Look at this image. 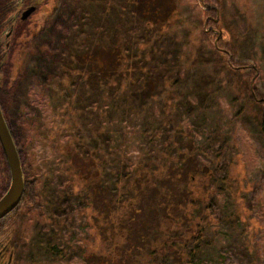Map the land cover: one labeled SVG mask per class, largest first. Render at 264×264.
<instances>
[{"label": "trees", "instance_id": "1", "mask_svg": "<svg viewBox=\"0 0 264 264\" xmlns=\"http://www.w3.org/2000/svg\"><path fill=\"white\" fill-rule=\"evenodd\" d=\"M193 10L192 0H63L0 49V107L17 146L40 139L55 159L54 199L21 264H264L228 160L238 121L250 114L264 134V94L250 86L255 71L264 83V32L248 26L256 66H241L221 26L203 51L209 11Z\"/></svg>", "mask_w": 264, "mask_h": 264}, {"label": "rangeland", "instance_id": "2", "mask_svg": "<svg viewBox=\"0 0 264 264\" xmlns=\"http://www.w3.org/2000/svg\"><path fill=\"white\" fill-rule=\"evenodd\" d=\"M194 10L193 13L196 15V20L201 10H208L209 12L205 15L202 21V27L204 31H212L214 34L211 38L204 40L203 51L207 47L215 44L217 39L221 36L222 32L218 28L219 26L228 30L233 36H235L239 42L235 43L234 53L230 54V58L239 63L241 66H248L253 64L256 66L254 60L253 47L249 38L246 37L248 32V26L259 29L260 33L264 32V0H223L222 8L210 2H204L202 0H192ZM216 9L213 10V9ZM205 20L206 23H205ZM215 20L218 24L210 22ZM262 30V31H261ZM216 35V36H215ZM199 34L196 33V46L199 44ZM253 85L255 86L253 89ZM251 90L256 98L258 94H264V83L260 73L255 71V74L250 80ZM23 90L19 87L18 92ZM19 96V94H17ZM259 100L264 103V95L259 96ZM227 97H222V103L227 104ZM233 112V107L227 106V113ZM17 114V110L15 111ZM11 115V127L15 132H21L28 142L34 138H30L26 135H32L31 130L24 126H20V120L15 117L13 111ZM254 118L248 114L245 120L237 122L236 132L238 134L239 144V155L234 160L228 158L230 162L229 172L232 177L237 180H242L243 184L240 195L242 199L241 211L243 224L245 222V228L248 230L249 236L252 235V242H255L256 247L254 252L258 254V260L264 262V134L261 133L258 123L253 120ZM40 139H36L35 143L32 144L33 150L39 154H44L48 157L50 151L47 144L44 143V147L38 142ZM41 143V141H40ZM248 179H252L248 182ZM235 197V196H234ZM19 213V214H18ZM15 215V222L13 225V236L18 238L19 249L16 257V264H21L24 261L25 255H30V251H26V248H22L24 242L31 240L37 234L38 228L36 223L38 222V214L31 212L29 214H23L20 210ZM26 252V253H25ZM76 264L78 262L75 261Z\"/></svg>", "mask_w": 264, "mask_h": 264}, {"label": "flooded vegetation", "instance_id": "3", "mask_svg": "<svg viewBox=\"0 0 264 264\" xmlns=\"http://www.w3.org/2000/svg\"><path fill=\"white\" fill-rule=\"evenodd\" d=\"M63 0H7V7L2 10L3 16L0 18V49L7 52L14 42L17 27L21 24L30 26L34 20L39 16L42 9L50 11V13L57 12ZM35 8L29 15L22 18L24 10L28 7ZM13 30L11 38L2 39V34L11 26ZM9 42L7 49L4 47ZM9 127V126H8ZM10 129V128H9ZM12 138L16 145L20 167L22 171L23 187L22 194L18 203L0 218V264H16L17 252L19 249L18 238L13 236V225L15 222V215L20 210L23 214L31 212L42 214L46 210V204L53 202L54 199V173H55V159L54 155L47 158L44 154H39L33 150L31 144H26L23 147H18L13 133ZM49 166V171L47 170ZM48 174V177H47ZM11 181V173L5 153L0 144V198L7 191ZM49 181V184H48ZM53 207V205H52ZM19 214V213H18Z\"/></svg>", "mask_w": 264, "mask_h": 264}, {"label": "water", "instance_id": "4", "mask_svg": "<svg viewBox=\"0 0 264 264\" xmlns=\"http://www.w3.org/2000/svg\"><path fill=\"white\" fill-rule=\"evenodd\" d=\"M34 6L28 7L24 10L22 18H25L34 9ZM207 20H205L206 23ZM13 24L2 34V39L11 38V33L13 30ZM9 42L4 47V51L7 49ZM254 67L253 64L250 65ZM0 144L5 153L10 173L11 181L10 185L5 192V194L0 198V218L9 212L18 203L20 196L22 194L23 179L22 171L20 167V161L16 149V145L10 133V129L0 107Z\"/></svg>", "mask_w": 264, "mask_h": 264}]
</instances>
